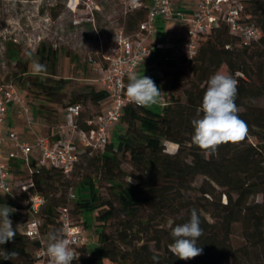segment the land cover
I'll return each instance as SVG.
<instances>
[{
  "label": "trees",
  "instance_id": "trees-1",
  "mask_svg": "<svg viewBox=\"0 0 264 264\" xmlns=\"http://www.w3.org/2000/svg\"><path fill=\"white\" fill-rule=\"evenodd\" d=\"M246 9L262 31L258 43L241 47L239 37L231 34L226 25L211 30L201 39L198 53L192 57L194 79L187 87L183 85L181 71L167 72L154 79L164 92L162 98L167 92L182 89L185 100L172 95L171 101L151 108L130 102L122 117L127 125L124 135L111 141L103 153L80 150V160L84 157L101 167L104 179L111 183L114 201L103 199L95 179H90L89 194H80L76 207L81 212L95 211L103 229L98 247L90 252L83 248L87 245L79 247L84 255L72 264H153V254H159V264H264V106L255 104L264 99V0H250ZM132 13V25L137 26L134 32L147 18V9ZM24 50L8 47L17 67L28 74L31 61L24 56ZM41 55L50 60V49L43 47ZM53 56L57 60L55 52ZM224 65L238 80L235 103L249 133L242 142L221 145L216 155L206 159L204 153L191 144L194 133L191 121L202 117L199 109L207 82ZM237 73L240 75L236 76ZM31 78L35 84L46 86L39 75ZM68 83L67 79H60L58 88L64 90ZM89 88L86 98L93 104H101L108 98L105 89ZM72 104L81 103L76 99L68 106ZM81 118L83 112L77 125L87 129L88 118L79 123ZM251 137H257L262 144L253 145ZM167 141L178 146L175 153L166 151ZM128 154L135 171L131 176L137 183L122 179L126 175L123 159ZM32 170L31 173L17 170L15 174L27 175L34 183L33 189L46 197L40 220L41 229L48 237L49 233L61 230L59 210L68 207L64 193L60 197L50 195L58 192L57 185L62 188L68 185L63 179L65 174L57 168H37L33 163ZM199 178L203 181L195 186ZM2 195L0 203L14 211L12 198ZM259 195L262 201H257ZM192 209L200 216L203 235L198 246L203 253L181 261L168 247L173 242L170 225L187 222ZM10 216L20 222L21 228L14 227V242L1 247L18 252L19 256L28 255L26 242L31 240L23 234V217L15 211ZM113 219H118L119 224L115 233L110 234L105 227ZM238 226L244 243L235 247L232 237ZM31 243L37 250L39 244ZM0 264H16V259L5 261L0 257Z\"/></svg>",
  "mask_w": 264,
  "mask_h": 264
},
{
  "label": "rangeland",
  "instance_id": "rangeland-1",
  "mask_svg": "<svg viewBox=\"0 0 264 264\" xmlns=\"http://www.w3.org/2000/svg\"><path fill=\"white\" fill-rule=\"evenodd\" d=\"M131 16L133 17L134 13L126 14L120 0H0V84L12 83L19 89L24 104L29 109L28 115L20 109L21 123L24 121L23 124L28 125V118L31 117L34 121L32 126L36 125L40 128L35 135H56L60 127L66 125L65 109L76 99L83 107V118L79 120V123L99 114L102 105H95L87 100L86 94L89 93L91 86L97 90L103 89L101 77L98 74L100 66L104 68L108 66L103 55L120 30L128 35L133 33L137 26L132 25ZM11 45L33 50L34 57L39 63L47 66V71L39 74L46 84L45 87L34 83L35 80L31 77L37 74H34L30 67L28 74H23L17 67L8 52V47ZM43 47L50 49V60L42 58ZM54 52L57 60L53 58ZM165 57L166 55L155 53L144 63L146 71L140 70L137 73L138 76L145 75L154 81V75L161 77L167 72L181 71L183 85L187 87L194 79L193 59L183 54H172L169 61ZM90 58L98 64L92 65ZM218 71L228 72V68L224 65ZM60 79L69 81L64 90L58 88ZM50 90H54L55 93H49ZM172 95L185 100L183 90L179 89L165 93L161 102L171 101ZM255 104L264 106V99L256 101ZM24 127L21 132H27ZM28 127L30 128L29 125ZM114 130L117 135L119 133L124 135L127 125L122 121ZM165 149L169 153H175L178 146L167 141ZM130 159L129 154L123 159L122 168L126 175L122 179L137 183V180L131 176L135 171ZM26 177L24 173L18 174L16 182H25ZM91 178L95 179L100 196L105 200L114 201L111 183L104 179L101 167L84 157L81 158L72 174L63 177L68 186L62 188L57 185L58 192L50 195L60 197L63 193L65 194L66 204L73 220L86 230L89 242L87 247L83 248H87L89 252L99 245L102 224L97 220L95 211L81 212L76 207V202L80 194H89ZM202 181L203 178H199L195 186H199ZM71 193L77 198L72 200ZM0 197L4 198L2 194ZM257 201H262L261 195L257 196ZM2 205L5 204L0 203V206ZM10 219L13 227L17 230L21 228L18 220L11 216ZM118 224V219L111 220L107 223L105 231L110 234L115 233ZM232 243L235 247L244 243L239 226L235 229ZM26 246L29 254L19 256L16 264H34L33 255L36 249L31 241H27ZM81 249H76L78 256L84 255Z\"/></svg>",
  "mask_w": 264,
  "mask_h": 264
},
{
  "label": "built area",
  "instance_id": "built-area-1",
  "mask_svg": "<svg viewBox=\"0 0 264 264\" xmlns=\"http://www.w3.org/2000/svg\"><path fill=\"white\" fill-rule=\"evenodd\" d=\"M250 0H120L127 13L147 9V18L131 35L120 30L105 54L107 68L102 69L101 82L108 93L110 104L106 112L86 120L87 129L80 128L76 121L83 112L81 104L66 108L69 123L61 126L56 137L37 136L34 141L24 138L16 130L4 133L8 113L14 103L29 114L23 97L16 85L0 84V193L9 195L14 203L15 212L22 215L23 234L39 246L35 252V264H50L46 253L47 235L41 229L40 213L47 203L46 197L36 191L32 179L16 182L15 171L33 172L37 168H57L65 175L74 172L80 161V150L90 149L91 153H103L111 142V130L122 122L125 107L130 103L126 85L136 76L147 59L155 53L166 55L183 54L188 57L197 55L201 39L211 30L226 25L231 34L239 37L241 47H251L258 43L262 31L247 12ZM184 5H192L193 14L185 18V32L180 37L166 36L158 39L157 21L171 20ZM90 62L98 63L90 58ZM34 121L28 118L31 127ZM73 134L77 135L74 139ZM264 140V132H263ZM11 148L6 149V143ZM250 142L262 144L257 137ZM7 157V160L4 157ZM20 167H17L18 165ZM17 188V191H16ZM33 189V190H32ZM71 199L76 196L71 193ZM59 222L64 238L75 240L72 247L88 245V237L83 226L73 220L69 207H61Z\"/></svg>",
  "mask_w": 264,
  "mask_h": 264
},
{
  "label": "clouds",
  "instance_id": "clouds-1",
  "mask_svg": "<svg viewBox=\"0 0 264 264\" xmlns=\"http://www.w3.org/2000/svg\"><path fill=\"white\" fill-rule=\"evenodd\" d=\"M23 54L31 61L29 67L34 74L39 75L47 71V66L39 63L34 57L33 50L26 48ZM163 93L155 82L145 75L132 76L126 85L130 102L139 107L151 108L158 105ZM237 95L238 80L233 75L217 71L209 78L199 109L203 115L191 121L194 128L191 144L198 147L206 159L216 155L221 145L242 142L249 133L247 123L239 116V108L235 103ZM12 209L7 204L0 206V246L15 240L16 231L10 219V214L15 209L11 211ZM170 227L173 242L168 247L177 259L188 261L203 253V249L198 246L203 229L196 209L191 210L187 222ZM74 243L75 240L64 238L62 230L49 233L45 254L50 257V264H72L74 260L79 259L80 255L78 256L72 247ZM0 257L5 261L15 260L19 253L0 247ZM151 259L153 264H159V254H153Z\"/></svg>",
  "mask_w": 264,
  "mask_h": 264
},
{
  "label": "crops",
  "instance_id": "crops-1",
  "mask_svg": "<svg viewBox=\"0 0 264 264\" xmlns=\"http://www.w3.org/2000/svg\"><path fill=\"white\" fill-rule=\"evenodd\" d=\"M195 8L192 6V5H184L182 7V9L180 10V12H182L183 14H178L176 15L173 19L171 20H165V19H160L157 21V27H158V31H159V34H158V39L160 40H163L166 36H173V37H180L184 34L185 32V18L191 14H193ZM147 61V60H146ZM145 61V63H146ZM92 65H95L93 64L92 62H90ZM102 69H105L104 67H99L98 69V74L99 76L101 77L102 75ZM140 70H145V66L143 64V66L141 67ZM139 70V71H140ZM156 70V69H154ZM146 71V70H145ZM138 76V74L136 75ZM157 77V75H154V79ZM130 79L128 80V83H129ZM103 86V85H102ZM109 100H104L101 105H102V110L100 113H103V112H106L107 109L109 108ZM99 113V114H100ZM22 114L21 113V110L19 108V106L14 103L8 113V119H7V122H6V125H5V129H4V133H7L9 131H13V130H16L20 133V135L24 138H27L29 139L30 141H34V139L37 137V136H44V135H35L36 132H39L40 131V128L38 126H32V127H28V125L26 124H23L21 123V120L19 118V115ZM64 119H65V122H66V125L69 123V118L67 116V111L65 109L64 111ZM23 124V126H22ZM25 126V127H24ZM22 127H24L25 131L27 132H21V129ZM115 128H113L111 130V141H115L118 137H120V133L117 135L116 133H114V130ZM58 133V132H57ZM56 133V135H57ZM56 135H53V137L55 138ZM73 137L74 139H77V135L76 134H73ZM6 149H10L11 148V143L10 142H7L6 143ZM5 160H7V157L5 156L4 157ZM18 165V164H17ZM21 165H18L17 167H20Z\"/></svg>",
  "mask_w": 264,
  "mask_h": 264
}]
</instances>
